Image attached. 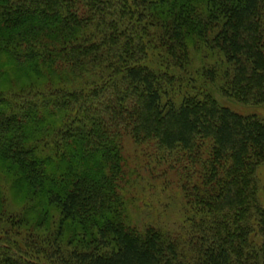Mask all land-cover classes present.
I'll return each mask as SVG.
<instances>
[{"label": "trees", "instance_id": "trees-1", "mask_svg": "<svg viewBox=\"0 0 264 264\" xmlns=\"http://www.w3.org/2000/svg\"><path fill=\"white\" fill-rule=\"evenodd\" d=\"M207 84L264 107V0H0V264H264V121ZM126 135L176 228L132 223Z\"/></svg>", "mask_w": 264, "mask_h": 264}, {"label": "rangeland", "instance_id": "rangeland-1", "mask_svg": "<svg viewBox=\"0 0 264 264\" xmlns=\"http://www.w3.org/2000/svg\"><path fill=\"white\" fill-rule=\"evenodd\" d=\"M184 75H180L183 77ZM191 80L196 81L192 76ZM197 86L202 83L197 81ZM219 103L242 116H254L264 121V107L243 105L225 98L214 86L206 85L205 91L211 90ZM157 147L154 143L136 145L126 135L122 144L124 159V179L120 182V192L124 193L128 201V213L134 225L144 228L146 225H160L174 229L178 226L181 215L176 209L180 193H182L179 176L182 170L174 162L173 156L167 161L158 162ZM260 201L264 207V165L259 173ZM10 205L22 206L23 202L18 194L9 193ZM14 205V206H13Z\"/></svg>", "mask_w": 264, "mask_h": 264}]
</instances>
